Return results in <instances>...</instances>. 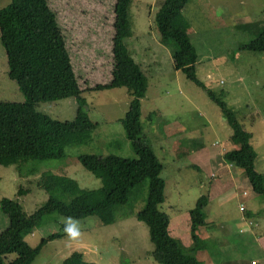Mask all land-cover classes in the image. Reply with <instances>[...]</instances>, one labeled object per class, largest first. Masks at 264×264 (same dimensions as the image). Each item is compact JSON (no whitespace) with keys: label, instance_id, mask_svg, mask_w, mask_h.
Segmentation results:
<instances>
[{"label":"rangeland","instance_id":"obj_1","mask_svg":"<svg viewBox=\"0 0 264 264\" xmlns=\"http://www.w3.org/2000/svg\"><path fill=\"white\" fill-rule=\"evenodd\" d=\"M10 1L0 0V9ZM146 1L149 2L142 4L140 0H134L129 8L132 35L127 37L126 43L134 59L142 61L145 69L152 62L156 63L146 72L148 85L141 99L140 123L143 131L140 138L151 145L163 165L164 201L158 208L169 216L170 235L179 239L184 249L187 248L185 251L196 257L200 264H212V260L217 262L230 255L241 257L246 251L236 242L225 246L213 245L206 241V236L213 234L215 237L217 231L223 232L221 226L226 220L237 213H241L238 220L242 216L239 204L245 206L246 203H239L241 195L237 193L242 191L239 188H248L249 204L253 202V206L262 208L263 213L264 199L252 190L241 168L235 166L238 172L235 177L233 174L230 177L216 173L218 176L212 179V163L207 165L208 160L204 156L190 160L177 157L169 151L171 137L178 141L175 142V149H178L182 146L179 140L185 136L202 141L205 149L212 153V143L228 145L225 134L230 131V127L206 90L187 79L180 70L174 69L170 49L160 43L154 23L158 1ZM154 2L156 7L151 5ZM113 3L114 0H49L66 34L74 73L85 89L80 94L86 100L85 109L98 126L92 133L91 142L67 148L63 158L0 165V199L7 197L17 201L27 215L41 206L49 195L68 200L59 191H46L38 186L43 172L68 176L81 188L94 191L98 200H103L100 180L80 164L77 155L112 153L130 159L136 156L121 124L131 99L127 89H88L105 84L111 77ZM203 5L209 7L208 4ZM216 10L222 20L218 25L222 23V26L213 35L212 23L203 18L193 25L185 20L180 27L189 34L196 48L198 78L230 109H235V115L242 121L246 109L252 112L261 107L264 111V60H259L260 52L239 49L237 46L255 37L261 28L264 22V0H232L227 7L217 3ZM240 23L246 26L242 24L238 27ZM233 55L237 63H233ZM239 77L242 79L237 80ZM0 100H24L16 82L7 75L6 54L1 43ZM76 108L74 97L39 101L36 104L38 111L58 120L72 119ZM243 123L248 127L246 119ZM171 125H175L177 131L170 137L168 126ZM253 132L257 154L254 165L264 176V125L253 127ZM20 189L25 191L19 192ZM146 195L147 180L137 189L136 198L131 197L128 203L117 207L115 221L109 225L103 224L95 215L74 218L80 222L83 237L80 242L71 245L63 231L66 217L57 213L45 216L25 236V240L35 246L51 233H59L60 236L45 242L31 264H61L73 251L82 253L85 260L96 264H161L152 257L154 245L150 241L147 225L135 217ZM253 197L260 203L254 202ZM207 198H210L206 208L210 209L208 215L211 220L197 228L196 233L200 237L197 240L198 248L190 250L192 238L188 211L194 207L199 209L200 201ZM212 218L215 219L213 224ZM7 224V215L0 211V232ZM253 227L254 230H260L259 226ZM14 256L6 255L2 264ZM248 257L249 261L254 259L258 264H264V256H259L256 251L249 252Z\"/></svg>","mask_w":264,"mask_h":264},{"label":"trees","instance_id":"obj_2","mask_svg":"<svg viewBox=\"0 0 264 264\" xmlns=\"http://www.w3.org/2000/svg\"><path fill=\"white\" fill-rule=\"evenodd\" d=\"M189 0H159L154 23L160 42L170 49L173 67L187 79L206 90L207 95L222 111L232 130L229 140L234 147L224 153V158L241 168L247 175L252 190L264 199V176L255 169L256 152L248 131L227 104L198 78L196 74L197 51L187 32L180 25L186 20L182 14ZM132 0H114L112 7L111 77L105 84L88 89L125 87L131 99L121 119L125 135L134 158L117 154L77 155L80 164L101 182L103 200H98L92 190L81 188L65 175L43 172L38 186L46 191H59V196L49 195L47 200L27 215L21 205L10 198L0 199V211L8 217L7 226L0 232V264L6 255L15 256L6 264H31L40 249L50 239L60 236L51 233L31 246L25 236L42 219L52 213L64 217L84 218L97 216L109 225L114 223L116 209L136 198L139 186L147 180L144 204L135 212L137 220L148 227L151 252L161 264H200L189 255L179 239L170 235L169 216L159 210L164 201L165 181L161 176L163 165L150 144L140 138L141 99L147 90V69L142 61L135 60L126 39L132 35L129 8ZM187 21V20H186ZM245 25V23H242ZM0 43L6 54L7 75L17 84L23 101L0 100V165L9 166L30 160L44 161L66 156V149L87 144L98 126L85 109L86 100L73 70L67 38L59 24L49 0H11L0 9ZM239 49L264 52V22L256 36L239 43ZM74 97L75 115L69 120H58L36 109L39 101H55ZM25 191L20 189L19 192ZM192 242L190 250L198 248L196 230L205 224L204 217L194 207L188 211ZM61 264H96L73 251Z\"/></svg>","mask_w":264,"mask_h":264},{"label":"crops","instance_id":"obj_3","mask_svg":"<svg viewBox=\"0 0 264 264\" xmlns=\"http://www.w3.org/2000/svg\"><path fill=\"white\" fill-rule=\"evenodd\" d=\"M133 1L134 0H132L131 5ZM140 2L144 4V3H148L149 1L140 0ZM155 2L152 3L151 5L156 7ZM217 3L222 4L224 7H227L228 4L232 3V0H189L184 5L182 9V14L184 18L191 25L201 22L202 18L208 23H212V35H213L217 31H219L222 26V23L218 25L219 22H222V20H221V16L217 13V10H216ZM203 4H208L209 7H204ZM241 25L242 23L237 24L238 27H241ZM159 41H160V38H159ZM152 51L154 52V50ZM260 55L261 56H259V60H264V52H260ZM234 58H235V55H233V63H237V60H235ZM150 65L155 66L156 63L152 62L151 64L148 65V67ZM236 74L239 76V73L237 71H236ZM262 76L264 77V72H262ZM241 79L242 77H239L237 80H241ZM220 82L222 83L223 81L220 80ZM232 110L237 113L235 109H232ZM222 117L224 118V115ZM245 119H246V123L248 124V127H246L243 123V120ZM240 122L242 123V125H244V127L248 131L251 132L252 134L251 143L256 152L255 146L253 144V138H254L253 127L264 125V111L261 109V107L253 110L252 112H250L249 109H246V113L243 115L242 121L240 120ZM168 128L170 129L169 132H170V137H171L177 131V127L175 125H171V126H168ZM213 128H214V124L212 122V129ZM215 133L216 131L213 134L215 135ZM231 133H232V130L230 128V131L226 132L225 134V136L227 137L229 141L227 146L225 144L218 146L217 144L212 143V153L209 150L205 149L202 141H199L195 138L190 139L185 136H183V138L179 140L182 146L178 149H175V144H176L175 142L177 140H174L171 137L168 143L169 151L177 155V157H185L186 159H190V160H192V158H195L196 156H204L208 160L207 165H210L212 163V179H214L215 176H218L216 173L227 174L230 177H232L231 174H233L234 175L233 177H235V175H237L238 173L236 170L237 166L235 167V165L231 161H228L224 158V153L227 150H230L234 147V144L229 140ZM238 190H242L237 193L241 195L239 203L240 202L246 203L244 206V210L241 211L242 216L245 217V221H241L240 217L238 220V215L240 216L241 213L235 214L232 218H229L228 220H226L224 225L221 226V229L223 232L219 233V231H217V234L215 237L213 234H211V236L207 235L206 241L208 243L212 242L213 245H215L216 243V244H220L223 246L230 244V242H233V243L236 242L242 249L246 251V254L241 255V257H236L237 255H230L217 262L212 260V264H258V262L255 261L254 259H250L249 261L248 253L251 251H256L259 254V256L260 255L264 256V213L262 212V208H259L258 206H253V202H250L249 204L248 197L250 193H249L248 188L242 187V188H239ZM243 191L246 192V196H243L242 194ZM252 199L254 202H256L255 197H253ZM209 201H210V198H207L205 201H200L201 203H200L199 209L205 220L204 225H206V223L210 222L211 220L210 215H208L210 209L206 208ZM256 203L259 204L260 202H256ZM258 217L260 218L257 219ZM214 220L215 219L212 218V224L214 223ZM253 226H256V228L259 226L260 230L259 231L254 230ZM169 230L171 231L170 220H169Z\"/></svg>","mask_w":264,"mask_h":264},{"label":"clouds","instance_id":"obj_4","mask_svg":"<svg viewBox=\"0 0 264 264\" xmlns=\"http://www.w3.org/2000/svg\"><path fill=\"white\" fill-rule=\"evenodd\" d=\"M64 234L65 239L69 244H74L80 242L83 237V231L78 220H75L72 217H66L64 220Z\"/></svg>","mask_w":264,"mask_h":264},{"label":"built area","instance_id":"obj_5","mask_svg":"<svg viewBox=\"0 0 264 264\" xmlns=\"http://www.w3.org/2000/svg\"><path fill=\"white\" fill-rule=\"evenodd\" d=\"M242 194H243V196H246V192L245 191H243ZM239 209H240V211L244 210V204L243 203L239 204ZM240 219H241V221H245V217L244 216H241ZM240 231H242V230H240Z\"/></svg>","mask_w":264,"mask_h":264}]
</instances>
